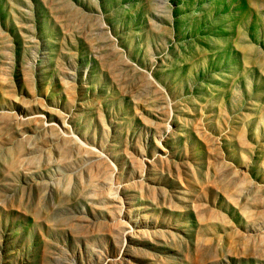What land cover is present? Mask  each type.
Instances as JSON below:
<instances>
[{
	"label": "rangeland",
	"instance_id": "rangeland-1",
	"mask_svg": "<svg viewBox=\"0 0 264 264\" xmlns=\"http://www.w3.org/2000/svg\"><path fill=\"white\" fill-rule=\"evenodd\" d=\"M0 264H264V0H0Z\"/></svg>",
	"mask_w": 264,
	"mask_h": 264
}]
</instances>
